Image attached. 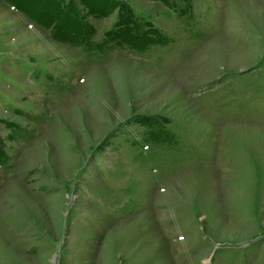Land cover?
Instances as JSON below:
<instances>
[{
  "label": "rangeland",
  "instance_id": "1",
  "mask_svg": "<svg viewBox=\"0 0 264 264\" xmlns=\"http://www.w3.org/2000/svg\"><path fill=\"white\" fill-rule=\"evenodd\" d=\"M71 1L0 0V264H264V0Z\"/></svg>",
  "mask_w": 264,
  "mask_h": 264
},
{
  "label": "trees",
  "instance_id": "2",
  "mask_svg": "<svg viewBox=\"0 0 264 264\" xmlns=\"http://www.w3.org/2000/svg\"><path fill=\"white\" fill-rule=\"evenodd\" d=\"M14 8L24 12L29 18L39 24L52 27L53 35L63 42L79 44L89 47L92 34L91 27L79 15L73 2L63 0H5ZM85 2L88 12L102 15L109 9L107 0H81ZM109 1V0H108ZM108 3V4H107ZM107 4V5H106ZM125 21H118L117 31L107 32V38L117 42L128 43L142 49L153 42V38L145 34L138 25H131V32L120 29Z\"/></svg>",
  "mask_w": 264,
  "mask_h": 264
}]
</instances>
